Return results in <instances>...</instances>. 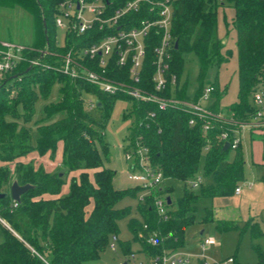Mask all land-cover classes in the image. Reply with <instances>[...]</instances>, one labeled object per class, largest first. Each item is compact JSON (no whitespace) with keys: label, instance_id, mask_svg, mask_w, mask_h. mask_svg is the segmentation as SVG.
Masks as SVG:
<instances>
[{"label":"trees","instance_id":"1","mask_svg":"<svg viewBox=\"0 0 264 264\" xmlns=\"http://www.w3.org/2000/svg\"><path fill=\"white\" fill-rule=\"evenodd\" d=\"M17 2L34 14L38 26L35 40L28 43L35 47L31 56H39L38 49L44 47L67 49L68 45H57L56 15L60 0ZM227 3L235 9L233 23L237 29L239 61V100L230 109L235 117L243 120L255 111L253 94L264 86V0H227ZM220 6L222 3L217 0L176 1L172 30L178 47L173 49V66L180 75L188 52H194L199 59L201 81L212 65H221L229 59L230 51L224 49V38L219 32ZM81 38L74 35L71 41ZM43 59L53 63L54 55L49 53ZM148 73L149 69L146 76ZM123 74L127 78L126 72ZM56 83L60 84L59 99L44 106L43 116L33 128L30 122L37 102L47 99ZM211 83L216 86L212 106L217 108L226 88L221 90L217 83ZM205 85L201 82L196 93ZM187 88L184 82L183 91ZM85 93L97 97L94 109L87 107ZM118 98L131 102L125 113L134 117L128 136H144L154 162L161 166L166 177L185 180L194 177L203 159L204 177L211 178L197 188L187 185L176 199L173 186L167 185L172 198L167 220L160 219L151 206L152 198L147 196L143 201L139 197L140 217L129 216L128 220L136 242L144 221L165 231L179 232L182 242L188 227L198 219L202 198L235 193L244 177L245 159L242 143L234 150L233 158H229L232 147L224 149V141L218 135L229 127L227 124L216 123L203 131L201 123H189V114L184 111L161 110L151 102L106 92L86 80L73 79L56 67L31 66L24 62L0 82V193L7 192L6 196H0V223L4 232L0 264H86L87 260L99 256L113 234L118 235L119 220L131 213L130 208L117 206L118 201L126 195L137 196L142 190L139 185L116 187V170L104 164L103 154L109 151L105 130ZM151 109L156 110L155 117H147ZM229 132L233 136V131ZM60 142H63L62 165L55 171L24 159L33 151L55 158ZM15 179L21 184H32L20 201L11 196ZM66 183L69 188L64 191ZM203 210L201 220L214 222L219 230L240 226L236 218H217L209 205ZM249 224L253 235L263 233L255 223ZM120 243L127 254L133 251L130 240L120 239ZM143 245L151 250L156 248L144 241ZM252 245L258 260L243 263L234 255L237 264H264L261 246L254 241Z\"/></svg>","mask_w":264,"mask_h":264},{"label":"built area","instance_id":"2","mask_svg":"<svg viewBox=\"0 0 264 264\" xmlns=\"http://www.w3.org/2000/svg\"><path fill=\"white\" fill-rule=\"evenodd\" d=\"M176 1L60 0L56 24L65 31V37L64 42L58 39L57 45H68L67 49L49 50L44 47L38 49L41 52L39 56H31L34 46L0 38V82L24 62L44 68L53 66L73 79L86 80L103 91L130 95L151 102L161 110L184 111L189 114V123H201L203 131H208L216 123L227 124L229 127L223 129L218 137L224 145L228 141L229 147L235 150L247 131L264 129V86L253 94L255 111L249 119L243 120L235 117L230 106L224 107L222 103L217 108L212 106L216 100L214 83L206 84L199 94H190L188 88L183 91V73L180 75L173 66V49L177 41L172 30ZM217 1L226 5L227 0ZM74 35L82 38L71 41ZM49 53L54 55L53 63L43 59ZM89 94L93 98L86 99V105L94 109L98 99ZM155 116L156 110L148 111L147 117ZM229 131H233V136ZM127 139L125 155L129 174L142 188L140 199L152 198L151 206L160 219L167 220L172 202L168 201L171 194L166 190L169 177L154 162L151 148L142 134L130 135ZM187 180L189 187L197 188L205 177L195 175ZM241 191L239 184L235 193ZM138 236V249L128 253L125 259L129 264L131 261L136 264H237L234 255L219 257L209 253V249L218 244V237L207 233L206 229L203 235L197 233L198 247L195 250H184L186 232L181 242L179 232L173 229L165 231L146 221L138 230ZM112 238L111 245L116 249L119 237L113 234ZM143 241L156 248H146ZM32 249L38 253L34 247ZM139 253L143 259L138 258Z\"/></svg>","mask_w":264,"mask_h":264},{"label":"rangeland","instance_id":"3","mask_svg":"<svg viewBox=\"0 0 264 264\" xmlns=\"http://www.w3.org/2000/svg\"><path fill=\"white\" fill-rule=\"evenodd\" d=\"M235 9L232 4L222 5L218 9L219 16V32L226 39L225 50H229V59L221 65H212L203 81L200 79L199 59L194 52H188L185 56V69L183 72V80L187 82L188 91L194 94L199 88L201 82L208 84L215 82L221 90L226 88V93L222 96L220 103L224 107L239 100V73H238V44L237 29L233 23ZM38 26L34 14L17 0L0 1V38L11 39L16 42L31 43L37 36ZM65 31L62 28L57 29V38L60 42H64ZM60 84L56 83L47 99H40L37 102L34 118L30 123L33 128L36 127L37 119L43 116V108L45 105L55 102L59 99ZM16 91H14L15 93ZM85 98L90 99L93 96L85 93ZM131 103L124 98H118L112 109L110 120L106 126V139L109 142L108 154H103L104 164L116 170L114 176V185L118 188H128L137 186L135 181L129 174V165L125 155V147L127 144V136L129 129L133 124L134 117L125 116L129 110ZM242 150L244 153V177L240 180L242 186L241 193H231L223 195H215L213 197L202 198V204L198 211L197 221L190 225L186 231V244L184 250H195L198 247L197 233L201 228H205L207 233H214L218 237V244L209 249V253L219 257L228 255H236L243 263H255L258 260V253L252 245L257 242L264 251V129L254 130L253 133L246 132L242 142ZM60 152L57 151L55 158L50 155H39L33 151L24 157L27 161H33L37 166L43 165L51 171H55L61 167ZM234 150L229 153V158H233ZM204 163L202 159L197 175H204ZM14 165V164H12ZM73 173V172H72ZM207 182L211 178L206 177ZM188 180L180 178H167L166 184L174 188L173 197L181 196L187 187ZM69 188V183L64 185V191ZM142 190H139V194ZM139 195H126L117 203L119 207H128L131 213L119 220V231L117 247H112L114 241L112 236L109 243L100 251L99 256L89 259L86 264H121L127 257V253L120 243L121 240H130L132 249H138V244L134 240L133 231L128 226L129 216L140 217L138 211ZM205 205L213 208L215 216L233 217L238 219L239 228L229 230H219L214 222H203L201 214ZM90 209V207H89ZM249 222L255 223L263 232L253 235L252 227ZM4 239V232L0 223V242ZM138 258L143 259L142 254H138ZM131 264H136L131 261Z\"/></svg>","mask_w":264,"mask_h":264},{"label":"water","instance_id":"4","mask_svg":"<svg viewBox=\"0 0 264 264\" xmlns=\"http://www.w3.org/2000/svg\"><path fill=\"white\" fill-rule=\"evenodd\" d=\"M45 25H46V21H45ZM47 39H48V36H47ZM176 47H178V40L176 41V44H175ZM100 104V102H99ZM229 147V142L227 141L224 145V149H228ZM32 187V184L31 183H25V184H21L18 182L17 179H15L13 182H12V185H11V196L14 200L16 201H20L21 200V195L27 191L29 188ZM7 195V192H2L0 193V196H6ZM168 201L171 202L172 201V198L171 196H168ZM6 225L9 226V224L4 220V219H1ZM10 227V226H9ZM199 233L201 235H203L205 233V228H201ZM121 264H129L128 263V260H124Z\"/></svg>","mask_w":264,"mask_h":264},{"label":"crops","instance_id":"5","mask_svg":"<svg viewBox=\"0 0 264 264\" xmlns=\"http://www.w3.org/2000/svg\"><path fill=\"white\" fill-rule=\"evenodd\" d=\"M224 40L226 41V39L224 38ZM224 41V42H225ZM25 43H27V42H25ZM255 131H257V129L255 130ZM247 132H251V133H253L254 131H247ZM61 149V152H60V160H62V155H63V142H60V144H59V146H58V150L57 151H59ZM73 173H77V171H74ZM241 193V192H240Z\"/></svg>","mask_w":264,"mask_h":264}]
</instances>
